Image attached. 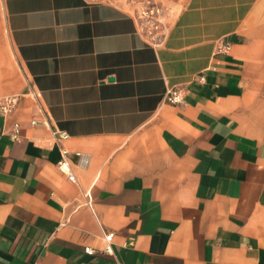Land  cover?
Returning <instances> with one entry per match:
<instances>
[{
	"label": "crops",
	"instance_id": "0c3cea01",
	"mask_svg": "<svg viewBox=\"0 0 264 264\" xmlns=\"http://www.w3.org/2000/svg\"><path fill=\"white\" fill-rule=\"evenodd\" d=\"M156 1L0 0V264H264V0Z\"/></svg>",
	"mask_w": 264,
	"mask_h": 264
},
{
	"label": "built area",
	"instance_id": "2783aa9c",
	"mask_svg": "<svg viewBox=\"0 0 264 264\" xmlns=\"http://www.w3.org/2000/svg\"><path fill=\"white\" fill-rule=\"evenodd\" d=\"M125 5L131 12L139 33L145 38V40L155 46H162L168 35L169 28V11L159 1L156 0H125ZM30 94L33 95V92ZM166 100L172 104H179L183 102V91L180 88H170L166 92ZM20 95L11 94L6 96H0V115L8 116L17 107L19 103ZM45 119L47 122L50 121L49 114L44 111ZM36 120L32 121L35 124ZM52 135L57 142H62L69 138V134L59 129H54ZM11 137L15 141L21 139V126L19 123H14L11 130ZM62 156L58 161V167L67 174L68 178L72 182H76L77 178L73 171L72 154L75 156V164L81 167H87L90 163V155L82 151L71 152L65 146L61 148ZM114 232L109 231L105 233V247L103 252L107 254L114 253L113 238ZM85 251L88 254H94L95 250L87 246Z\"/></svg>",
	"mask_w": 264,
	"mask_h": 264
},
{
	"label": "rangeland",
	"instance_id": "374dc122",
	"mask_svg": "<svg viewBox=\"0 0 264 264\" xmlns=\"http://www.w3.org/2000/svg\"><path fill=\"white\" fill-rule=\"evenodd\" d=\"M126 4V3H125ZM1 19H2V12H1V4H0V21H1ZM0 96H5V95H1L0 94Z\"/></svg>",
	"mask_w": 264,
	"mask_h": 264
}]
</instances>
